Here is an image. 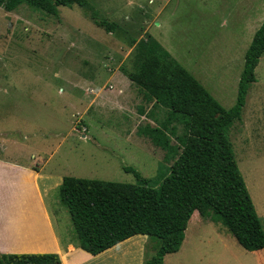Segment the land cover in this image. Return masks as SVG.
<instances>
[{"label": "rangeland", "instance_id": "obj_1", "mask_svg": "<svg viewBox=\"0 0 264 264\" xmlns=\"http://www.w3.org/2000/svg\"><path fill=\"white\" fill-rule=\"evenodd\" d=\"M87 1L120 25L119 36L94 25L75 4L60 6L58 16L24 3L10 11L0 6V156L30 164L56 182L47 201L61 237L74 244L58 197L64 176L135 183L134 173L125 170L131 167L155 186L169 170L163 150L137 133L165 110L145 102L120 71L121 65L131 68L134 44L128 38L150 34L230 108L245 50L264 19V0ZM254 74L228 134L264 231V54ZM107 83L113 91L101 89ZM150 246L147 241L146 257ZM164 264H264V249H244L220 221L193 213L183 242Z\"/></svg>", "mask_w": 264, "mask_h": 264}, {"label": "trees", "instance_id": "obj_2", "mask_svg": "<svg viewBox=\"0 0 264 264\" xmlns=\"http://www.w3.org/2000/svg\"><path fill=\"white\" fill-rule=\"evenodd\" d=\"M21 3L52 16H58L60 6L75 4L94 25L120 35V25L87 0H0L8 11ZM128 43L134 44L128 55L131 68L121 65L120 71L145 102L165 110L155 125L146 123L137 133L163 150L169 170L155 186L131 167L125 170L134 173L135 183L64 176L58 197L69 213L76 246L98 254L132 235L143 234L153 253L146 257L145 252L142 264H164V256L179 249L187 223L196 212L220 221L244 249L264 248V231L228 134L240 118L247 89L255 81L254 68L264 54V19L245 50L236 100L230 108H224L150 34L139 39L130 36ZM59 262L56 253H0V264Z\"/></svg>", "mask_w": 264, "mask_h": 264}, {"label": "crops", "instance_id": "obj_3", "mask_svg": "<svg viewBox=\"0 0 264 264\" xmlns=\"http://www.w3.org/2000/svg\"><path fill=\"white\" fill-rule=\"evenodd\" d=\"M106 85L101 89L106 90ZM108 86L114 90L113 85ZM51 184L56 182L30 164L0 156V253H56L60 259L57 264H89L102 259L142 264L147 242L143 234L132 235L98 254H90L72 240L62 238L47 201Z\"/></svg>", "mask_w": 264, "mask_h": 264}]
</instances>
